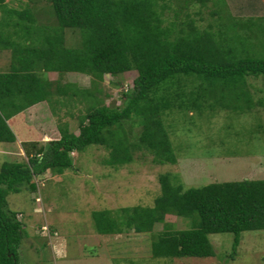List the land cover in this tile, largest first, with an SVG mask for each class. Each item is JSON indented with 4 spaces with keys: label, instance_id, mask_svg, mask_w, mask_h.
I'll return each instance as SVG.
<instances>
[{
    "label": "trees",
    "instance_id": "obj_1",
    "mask_svg": "<svg viewBox=\"0 0 264 264\" xmlns=\"http://www.w3.org/2000/svg\"><path fill=\"white\" fill-rule=\"evenodd\" d=\"M44 1L46 7L38 14L30 7L9 9L7 0H0L4 14L0 19V47L13 49L15 56L10 70L0 73V143H16L10 119L31 107L44 103L43 107L56 113L55 105L63 101L62 95L74 100L91 98L93 102L80 121L79 134L72 133L69 123L62 124L59 119V139L23 143L28 160L2 164L0 264H20L21 246L27 238L18 213L9 206L10 194L25 189L34 193L38 189L36 177L48 171L62 175L72 170V154L93 145L110 150L105 163L115 168L133 162L137 150L153 154L156 164H176L165 116L190 108L202 112L219 106L252 110L256 105L250 104V78L264 76V59L237 57L238 46L230 42L231 33L227 32L246 29L245 33L255 38L256 30H264V25L253 20L246 24L230 15L223 19L222 11L209 7L215 0H185L186 4L201 5L192 11L185 5L181 8L183 0H161L170 3L155 12L152 9L156 7L150 4L154 0ZM176 1L180 7L176 13L183 10L182 18L179 14L168 21L166 11L172 10ZM193 11L197 17L209 13L223 20L216 24L213 17L211 21L203 17L207 29H202L199 19L192 18ZM40 15L50 16L56 23L40 24ZM67 30L81 34L73 46L68 45L73 41L67 42ZM132 71H137L138 77L132 91L125 94L122 108L104 104L95 93L97 88L80 89L73 83L60 86L47 76L50 72L88 75L97 87L106 75ZM129 122L133 128L142 127L138 138L125 127ZM160 181L162 194L154 207L122 208L124 220L109 210L96 213L98 231L118 234L130 229L147 234L163 223L165 231L153 237L152 256L178 259L214 257L210 237L223 233L234 235V257L245 232L264 230V179L215 182L189 189L172 173L161 175ZM167 215L191 220L192 226L171 231Z\"/></svg>",
    "mask_w": 264,
    "mask_h": 264
},
{
    "label": "rangeland",
    "instance_id": "obj_2",
    "mask_svg": "<svg viewBox=\"0 0 264 264\" xmlns=\"http://www.w3.org/2000/svg\"><path fill=\"white\" fill-rule=\"evenodd\" d=\"M182 2L181 8L185 5L190 11L201 6L186 4L185 0ZM168 3L150 1L151 7H156L153 12L158 11V7L164 10ZM7 4L9 9L25 10L30 7L38 14L46 7L44 0H7ZM176 4L177 1L172 10L166 11L168 21L183 12L176 13L180 9ZM227 5L228 0H215L209 7L222 11L225 19L230 14ZM243 6L245 4L237 6L238 11ZM2 17L4 14L0 10V19ZM216 20L217 24L221 18ZM39 23L53 25L56 20L40 15ZM260 23L264 25V20ZM11 30L14 28L11 27ZM228 31L231 33L230 42L238 46L237 57L264 59V30L257 29L255 38L245 33L246 29H241L240 33L238 29ZM66 32L67 42L73 41L68 45L79 42V31ZM14 61L13 49L0 47V73L9 71ZM137 77V71L115 77L106 75L104 81L94 87L93 78L88 75L50 74V78L58 80L54 82H59L60 86L73 83L80 89L97 88L99 90L95 93L104 104L120 108L126 104L125 94L132 91ZM44 78H47L45 73ZM250 82V104L256 105L252 110H247V107L244 111L226 110L219 106L203 112L192 108L174 110L165 116L178 158L176 164H156L153 154L137 150L133 162L115 168L105 163L110 158V150L93 145L84 152L72 154L75 164L72 170L62 175L48 171L36 177L38 189L34 193L25 189L21 193L10 194L9 206L18 213V220L27 232L20 250V264H264V230L245 232L234 257V235L223 233L210 237L216 252L214 257L153 258L151 244L153 237L165 231L163 223L157 224L154 231L147 234L130 229L118 234H101L94 219V214L102 211L109 210L115 213L113 216L123 217L122 208L154 207L156 199L162 194L160 177L167 173L177 175L185 189L215 182L264 179V76L258 79L252 77ZM61 98L63 101L55 105L56 113L51 114L44 107L43 110L34 109V115L39 119L27 116L36 131L24 126L29 130H26L27 134H22L23 138L38 139L41 132L52 140L59 139V119L62 124L69 123L72 133H80V121L91 107L92 99L80 96L74 100L66 95ZM16 118L21 120L23 117L15 116L10 122L15 124ZM49 118H52V123L45 126L46 132L42 123ZM125 127L133 131L135 138L142 132L140 125L133 128L131 122ZM8 145L11 148L6 150ZM27 160L25 151L19 152L16 143H0V169L4 162ZM166 222L170 224L171 231L190 229L192 226L191 220L176 215H167Z\"/></svg>",
    "mask_w": 264,
    "mask_h": 264
},
{
    "label": "crops",
    "instance_id": "obj_3",
    "mask_svg": "<svg viewBox=\"0 0 264 264\" xmlns=\"http://www.w3.org/2000/svg\"><path fill=\"white\" fill-rule=\"evenodd\" d=\"M245 4V6L242 7L241 10L238 11L237 9V6L239 5H243ZM227 7L229 8H232L233 10L230 11V14H228V16L230 15V17H236V18H239L243 21H247L249 22L248 20H253L255 21L254 23H257L260 22V20H264V0H228V5ZM208 12V10H206ZM196 12H191V16L193 19H199V26L200 28L202 29H207L206 28V25L205 23H203L201 20L204 18H206V20H210L212 19L213 16H211V14L207 13V14H204V15H200L199 17H197L195 15ZM220 15H217L216 17H213V19H219ZM56 72H50L48 73L47 76H49V79L50 80H53L55 81L54 79L50 78V74H55ZM70 74V73H68ZM43 104L40 106H35V107H31L30 109L24 111L23 113H21L19 116L23 117L21 120H18V118H16V123L15 124H12L11 122L10 125L11 127L13 128L16 136H17V141H16V144H17V149H19V152L23 151V143H26V142H30V141H33L35 139H31V137H28L27 138H23L22 137V134L26 133V130H29L30 129H33L36 131V129H34V127L32 125H30L29 121H28V117L30 118H33V119H39V117L34 115L35 113V110L34 109H45L43 107ZM41 113H38V115H40ZM52 114V113H51ZM23 121V122H22ZM48 123H52V118H49V119H44L43 120V130L47 132V129L45 128V126L48 125ZM24 126H27L29 128H25L24 129ZM43 131V133H44ZM38 139L36 140H39V141H42V142H48L49 140H51V138H48L47 137V134H42L40 132V134L38 135ZM11 153V152H9Z\"/></svg>",
    "mask_w": 264,
    "mask_h": 264
}]
</instances>
